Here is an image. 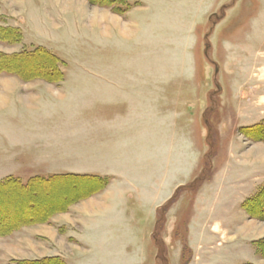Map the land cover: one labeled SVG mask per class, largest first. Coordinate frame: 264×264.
Instances as JSON below:
<instances>
[{
    "label": "rangeland",
    "instance_id": "374dc122",
    "mask_svg": "<svg viewBox=\"0 0 264 264\" xmlns=\"http://www.w3.org/2000/svg\"><path fill=\"white\" fill-rule=\"evenodd\" d=\"M117 1L0 0V182L108 181L79 200L75 180L0 186V228L28 221L0 264H192L190 236L241 207L264 232V182L212 194L240 148L264 155V0ZM261 236L223 264H264Z\"/></svg>",
    "mask_w": 264,
    "mask_h": 264
},
{
    "label": "crops",
    "instance_id": "0c3cea01",
    "mask_svg": "<svg viewBox=\"0 0 264 264\" xmlns=\"http://www.w3.org/2000/svg\"><path fill=\"white\" fill-rule=\"evenodd\" d=\"M260 148L255 146L248 150L247 153H244L243 148H240V155L242 156L235 157L234 155L227 162V170L221 175L223 179L219 180V182L216 181L212 189L215 199L220 201L229 200L232 193L231 188H234L236 186L234 184L237 183H242L241 186L237 187L245 192H248L246 191L248 188L246 186H249L248 195L253 194L257 190L258 186L264 182V178H261L264 177V155L256 154ZM18 166L20 168V165ZM18 166L13 165L12 168L18 170ZM225 188H228L226 192H224ZM210 204L213 205L212 203ZM240 212L241 214L238 216H240L241 225L236 224V221L231 220L230 217L217 216L213 217L211 221V218L208 219L205 225H200V228H197L198 234L201 235L200 238L192 241L190 236L189 241L195 258L192 264H223L222 260L225 259L223 257H228L231 254L236 256L233 253L235 250H238V248L244 250L247 246H252L254 240L262 237L263 230L259 229L258 232L256 225L248 222L249 218L242 210V207ZM227 218L232 222H229ZM232 246L234 247L232 248ZM228 248L232 253H228ZM237 263L234 262V264ZM255 264H258V262Z\"/></svg>",
    "mask_w": 264,
    "mask_h": 264
},
{
    "label": "trees",
    "instance_id": "16d2710c",
    "mask_svg": "<svg viewBox=\"0 0 264 264\" xmlns=\"http://www.w3.org/2000/svg\"><path fill=\"white\" fill-rule=\"evenodd\" d=\"M104 3L107 6L112 7V9L117 11L120 15L126 13L130 9L129 6L125 7V5H123V4H121L122 7H121V5H119L120 7H118L117 6L118 5L117 4L118 3L117 0H104ZM40 52H45V53L49 54L50 57H53L54 60H56V62L59 60L58 57L53 56L50 52H48L47 50H44L43 48L35 49V51H31V53H28V54L30 55V57H32L34 55H37ZM46 63H47V61H46ZM58 68L59 67L54 66V67H51V70L53 72V70H57ZM259 127H260L259 125L253 126V128L248 129V131L253 132L256 129V131L259 130V132H260ZM252 129H254V130H252ZM58 179L75 180L76 192L74 194V199H77V200H79L80 198L86 197L88 194L89 195L95 194L96 192H98V191L102 190L103 188H105L107 183H108L107 180H105L103 178H100V177H96V176L63 175V176L49 177V178L34 177L28 182V184H25V185H23L17 179H10V180H7L5 182H0V186H5V185L9 184L10 182H13V183L17 184V187L22 190V189H28V188L32 189L31 187L34 186L33 184H37V182H41L42 184L44 183L46 185V187H44V186L40 187L38 185L35 186L34 189L36 191H38L39 188H41V189L47 188L48 186H50V184L52 185L54 182H57ZM262 195L264 196V193ZM261 199H263V197ZM257 201L262 202V200H259L258 198H255L252 202L251 201L247 202L248 205L245 204V207H244L245 210L250 213V208H249L250 205H252V207L254 209L258 210L260 206H259V204H257ZM71 203H72L71 199H66V200L63 201V206L65 207V210H67V208L70 207ZM57 211H58V208L54 209L51 213H47V215H45L44 217L41 218L42 221L43 222L49 221L50 218L54 214L57 213ZM27 222L28 221H26L25 223H27ZM25 223H19V224H14V225L11 224V226H8V228H6V229L4 228V226L1 227L0 228V236L10 235L14 231L21 229L23 226H26ZM3 224L4 223H3V221L0 218V226L3 225ZM256 247L258 249V252L264 256V243L263 242H261V243L257 242L256 243ZM9 264H65V263L59 258H44L42 260H34V261H30V260H23V261L13 260Z\"/></svg>",
    "mask_w": 264,
    "mask_h": 264
}]
</instances>
